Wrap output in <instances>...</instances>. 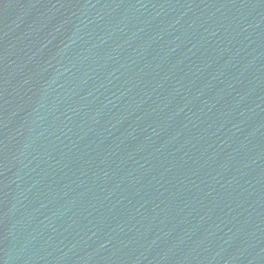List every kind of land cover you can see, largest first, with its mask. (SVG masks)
Returning a JSON list of instances; mask_svg holds the SVG:
<instances>
[{"label": "water", "instance_id": "95a60500", "mask_svg": "<svg viewBox=\"0 0 264 264\" xmlns=\"http://www.w3.org/2000/svg\"><path fill=\"white\" fill-rule=\"evenodd\" d=\"M0 264H264V0H0Z\"/></svg>", "mask_w": 264, "mask_h": 264}]
</instances>
